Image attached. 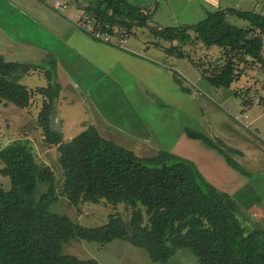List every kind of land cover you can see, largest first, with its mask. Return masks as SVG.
<instances>
[{
	"label": "trees",
	"instance_id": "trees-1",
	"mask_svg": "<svg viewBox=\"0 0 264 264\" xmlns=\"http://www.w3.org/2000/svg\"><path fill=\"white\" fill-rule=\"evenodd\" d=\"M83 11L94 22L92 33L111 36L122 30L130 37L136 29L148 28L150 21V13L127 0H93ZM231 17L248 26L231 24ZM151 34L180 43L161 50L188 62L181 46L193 39L192 34L205 47L218 48L222 64L212 66L209 75L200 70L215 88H230L238 80L239 62L264 64V15L260 13L226 8L206 12L193 26L154 29ZM38 68L6 62L0 56V100L26 108L33 93L20 80ZM46 72L50 83L36 89L47 98L38 123L46 142L60 150L64 195L73 206L102 200L114 206L123 203L130 206L131 217L128 225L111 215L106 224L85 228L52 213L50 206L56 201L53 172L39 165L26 145L13 143L0 150V173L11 181L9 190L0 187V264H98L63 254L62 246L73 239L100 244L122 240L143 249L156 263H166L175 252L186 249L198 264H264L263 227L259 223L244 226L239 218L244 211L238 203L207 182L189 160L166 151L151 158L138 157L102 138L93 127L62 144L59 130L52 127L59 86ZM177 82L181 84L179 79ZM184 133L251 178L227 154L240 152L192 129L185 128Z\"/></svg>",
	"mask_w": 264,
	"mask_h": 264
},
{
	"label": "crops",
	"instance_id": "crops-1",
	"mask_svg": "<svg viewBox=\"0 0 264 264\" xmlns=\"http://www.w3.org/2000/svg\"><path fill=\"white\" fill-rule=\"evenodd\" d=\"M39 1L0 0V56L6 62L37 65L45 78L48 69L43 64L47 61L54 69L48 70L51 79L59 86L56 102L72 101L70 94L79 93L80 102L86 109L87 104L90 106V113L85 115L89 120L82 123L89 121L102 138L117 146L155 149L185 158L217 190L231 196L247 213L252 211L258 221L264 219V179L256 182L241 175L222 155L184 133L185 128L199 132L204 107L185 83L191 74L187 60L163 57L155 44L136 45L140 42L136 38L128 44L129 37L123 44L96 39L92 29L78 23L79 10L64 18ZM205 1L211 2L210 7L217 6L213 4L216 0ZM62 76L69 83L65 85L67 96L60 82ZM180 77L185 79L181 84L177 82ZM58 121L54 118V124ZM224 121L220 123L222 130L226 128ZM242 137L238 132L226 134V145L240 152L235 156L244 159L250 169L255 150L248 143L244 150L233 145ZM213 138L220 139L216 135ZM247 149L252 153L248 159Z\"/></svg>",
	"mask_w": 264,
	"mask_h": 264
},
{
	"label": "rangeland",
	"instance_id": "rangeland-1",
	"mask_svg": "<svg viewBox=\"0 0 264 264\" xmlns=\"http://www.w3.org/2000/svg\"><path fill=\"white\" fill-rule=\"evenodd\" d=\"M42 1L44 2L41 3L48 4H45L47 6L44 7L52 9L59 16L64 18L68 17V14L72 11L76 12L79 10L81 19L78 23L84 28L88 27L89 29H93V20L83 11L84 7L90 5L93 0ZM127 1L150 13V21L148 22V28L136 29L133 33L134 35H131L129 39L126 40L125 44L135 42L136 38V41H140L136 45H143L146 44V42H151L158 46L160 50L172 46L179 47L180 43H169L156 39L151 34V30L164 29L166 27L193 26L205 18L206 12H214L226 8L264 15V0H216L213 1V4L217 5L214 7H210L209 5H211V2L205 0ZM72 2L76 3V6L72 7ZM51 5H53V7ZM86 21L89 22L86 23ZM228 21L239 28H246L248 26L246 21L234 17L228 18ZM101 35L107 36L111 42L117 44L121 41L120 44H123L126 39V33L122 30L112 36L106 34ZM192 38L193 39L188 44L181 46V48L187 59L189 58L197 68L191 62H188L191 65H188L191 69V74L188 75V80L185 81L182 77H180L179 80L182 79V82L184 80L188 88L195 93L196 99L204 105L202 120L199 122L201 124L199 132L212 139H218L213 138V135H216L222 142H225V145L227 144L226 134L230 133L231 135H235L236 132L240 133L243 137L241 139L237 138V141H234L233 145L238 146L241 150L246 148L247 143L251 145L252 147L250 149L256 152V155L251 160L255 162L250 165L249 169L244 163V159L230 154L229 152H227V154L232 160L240 164L241 168L249 171L251 175L250 179H254L256 182L260 180L263 181L264 107L262 105V100H264V64L251 62L243 64L237 59L236 62H239L238 67L240 69L238 80L232 83L230 88H215L202 77L200 70L202 71L205 69V72L209 75L212 66L220 63L222 64L220 61V57L222 56L221 51L216 47H205L195 39V34H192ZM160 54L163 57L165 55L164 52L163 54L160 52ZM46 62L43 64V66H46L44 68L48 70L51 69V71L54 72V69ZM31 72L32 74L27 76ZM29 73L22 76L20 80V83L26 86L27 89L30 87L31 89L29 90L33 93L29 100V105L26 108H19L9 102L0 100V150L13 143H22L32 151L39 165L51 169L55 178L56 190V201L50 206V211L52 213L67 217L72 222L85 228L102 226L108 222L111 215L120 217L122 221L128 225L131 217V208L126 204L122 203L114 206L103 200L98 203H79L75 206L69 203L62 191L64 175L59 164L60 150L58 145H50L46 142L42 131L43 129L38 123V115L46 103L47 98L38 93L36 89L47 86L45 83L46 77H43L44 73L41 69L31 70ZM60 82L62 88H66L64 93L67 96L69 92L68 87H65V85L69 86V83H66L67 81L65 78L63 79V76L60 78ZM233 94H237L239 97H235ZM70 96L72 97V101L59 100L58 103L56 102L52 111L53 118L60 120L52 127L54 130H59L58 133L62 140V144L91 127L89 121L82 123V120L88 118L85 117V115L90 113L89 104H87L86 109V104L83 105L80 102V95L77 92L71 93ZM223 119H225L226 128L222 130L220 128V123ZM209 126L210 129H208ZM81 128L84 129L81 131ZM226 129H230V131L226 132ZM98 135L101 137L103 136L102 133ZM118 146L133 152L141 158H151L157 154L155 149H134L132 147H124L123 145ZM226 148H228L227 145ZM247 155V159L252 155L248 149ZM206 162L209 163L210 160L207 159ZM217 166L219 167L218 164ZM246 170L244 171L247 172ZM226 176H229V174L224 175V177ZM0 187L4 190H9L11 187L9 177L1 173ZM262 200L264 202V194ZM240 208L242 209L241 206ZM243 211L245 212H242L244 216L239 218L244 226L250 227L258 223L261 225V223L264 222V219L258 221V219L254 218L252 211L249 213L244 209ZM62 253L75 256L80 260L93 259L98 264H198L197 258L190 250L186 249L175 252L166 263H156L151 261L148 254L143 249L137 248L122 240H112L105 244H100L73 239L62 246Z\"/></svg>",
	"mask_w": 264,
	"mask_h": 264
},
{
	"label": "built area",
	"instance_id": "built-area-1",
	"mask_svg": "<svg viewBox=\"0 0 264 264\" xmlns=\"http://www.w3.org/2000/svg\"><path fill=\"white\" fill-rule=\"evenodd\" d=\"M56 4H58V3H56ZM88 22L89 21H86V23H88ZM93 37L96 39H101L102 41H105V42L109 41L107 36L101 35L100 33H97V32L93 33Z\"/></svg>",
	"mask_w": 264,
	"mask_h": 264
},
{
	"label": "water",
	"instance_id": "water-1",
	"mask_svg": "<svg viewBox=\"0 0 264 264\" xmlns=\"http://www.w3.org/2000/svg\"><path fill=\"white\" fill-rule=\"evenodd\" d=\"M261 226H262V227H263V229H264V222H262V223H261Z\"/></svg>",
	"mask_w": 264,
	"mask_h": 264
}]
</instances>
